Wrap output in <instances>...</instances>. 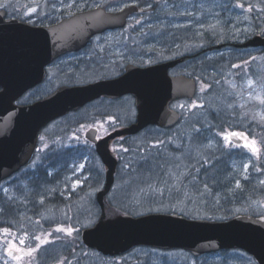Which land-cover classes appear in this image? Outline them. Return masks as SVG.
Listing matches in <instances>:
<instances>
[{
	"label": "rangeland",
	"instance_id": "374dc122",
	"mask_svg": "<svg viewBox=\"0 0 264 264\" xmlns=\"http://www.w3.org/2000/svg\"><path fill=\"white\" fill-rule=\"evenodd\" d=\"M22 1L34 3L35 12L40 11L39 17L47 21L62 19L89 6L102 5L111 11L129 4L142 6V12L130 17L129 24L136 29L132 34L138 37L135 42H130V46L134 44L135 47L129 59L150 62L154 55L143 52V48H155L165 55V49L172 43L179 54L199 52L192 63V60L184 62L177 70L198 75L195 105L228 112L224 119H228L225 124L231 128L224 129L223 124L212 130L203 125L206 126L203 131L190 134L182 123V127L174 131L150 128L135 138L132 145L138 146L136 155L141 159L135 161L129 171L121 166L117 181L107 194L113 205L124 211L132 210L135 215L156 209L186 211L196 216H230L238 212L264 214V183H261L264 181V121L257 116L258 113L264 114V103L254 99L257 93L264 98V49L231 45L208 49V42L216 45L223 41L239 42L255 33L264 35V0H162L159 3L153 0ZM115 50L119 55L122 53ZM123 60L118 56L111 60L109 66L97 67L96 71L64 74L61 79L87 80L103 71L111 74L119 70ZM245 61L251 63V71H244ZM233 65L240 67H235V70ZM211 78H218L221 84L212 86ZM50 80L53 81L52 78ZM249 80L253 81L252 85L248 84ZM129 103L124 99L113 107L125 112ZM185 103L178 101L173 103V107L182 112ZM89 109L100 110L103 106L91 105ZM86 113L84 111L81 115ZM64 122L52 123L44 131L46 138L50 136L51 146L61 144L59 138L67 127H64ZM229 129L230 132H247L251 140H256L259 153L253 154L250 149L226 144L224 136L228 135ZM56 157L59 156H52L53 159ZM74 159L62 161L68 169L62 176H53L59 165L47 171H38L32 165L28 172L22 173L23 178L25 173H31L30 180L20 182L16 179L0 188V212L3 206L7 209L6 214L0 215V264H15L7 256L9 248L5 247L7 244L19 245L24 237L21 224H26V220L32 222V219L37 235L31 233L29 236H33V241H26L25 247L36 248V245L32 247L35 238H46L49 243L34 252V255L39 254L44 264H254L247 256L234 250L194 257L180 249L162 251L137 247L113 257L91 250L74 254L72 251L70 254L73 256L68 257L67 250L74 249L72 237L81 227L92 224L99 215V208L91 195L102 186L101 160L97 156L83 154L78 160ZM201 160L208 163L197 168L194 174L192 169ZM84 163L88 168L98 165L99 181L95 184L90 183L89 174L83 176L84 167L80 166ZM83 177L88 178L87 181ZM47 227H53L54 231H46ZM58 227L71 228V235L57 231ZM4 229L8 231L4 232ZM37 229L42 230L36 232Z\"/></svg>",
	"mask_w": 264,
	"mask_h": 264
},
{
	"label": "water",
	"instance_id": "95a60500",
	"mask_svg": "<svg viewBox=\"0 0 264 264\" xmlns=\"http://www.w3.org/2000/svg\"><path fill=\"white\" fill-rule=\"evenodd\" d=\"M159 3L162 0H153ZM137 4L117 11L103 6L78 11L57 23L34 28L35 59H42L35 69L34 80L17 87L4 86L0 92V181L28 163L37 145L40 130L54 119L74 111L99 96L117 98L131 94L135 99L136 121L115 129L100 139L92 130L98 156L105 167L104 184L96 193L100 216L91 226L81 229L83 245L104 256L123 254L137 246L162 250L183 249L193 256L219 250L241 249L257 264H264V215L237 213L223 220L189 218L176 212H148L132 215L119 212L107 216L105 196L115 181L118 157L109 148L116 137L133 135L149 125L171 128L181 119L179 110L170 104L181 98L192 99L197 81L185 74L170 75L169 69L183 59L178 57L155 65L140 67L128 64L122 75L98 79L83 85H62L47 96L27 105L14 104L17 96L29 85L41 81L43 66L66 51L79 49L97 32L123 26L133 14L142 12ZM224 44L216 45V48ZM235 47L264 48V36L253 34ZM232 141L242 143L240 136ZM13 254V253H11Z\"/></svg>",
	"mask_w": 264,
	"mask_h": 264
},
{
	"label": "flooded vegetation",
	"instance_id": "af4514ba",
	"mask_svg": "<svg viewBox=\"0 0 264 264\" xmlns=\"http://www.w3.org/2000/svg\"><path fill=\"white\" fill-rule=\"evenodd\" d=\"M0 92L3 91L4 86L15 85L20 87L25 83H28L29 80L32 78L34 80V73L35 69L39 68L42 63V59L38 60L34 58L35 49L36 47L44 48V44H35V35H34V28L41 27V26H48L54 23H57L59 20L54 21H47L44 18H41L40 11L36 12H29V8H34V3L32 2H25L20 0H0ZM102 6V5H98ZM97 6L93 7H85L78 11H84L88 9H92ZM108 9L106 6H103ZM40 10V9H39ZM109 10V9H108ZM117 11V10H116ZM77 12V11H76ZM130 18L126 20L125 24L120 27L106 29L101 32H97L92 35L87 43L80 47L79 49L66 51L61 53L60 55L56 56L54 59L46 63L42 68L44 71V75L38 83L34 85H29L24 91H22L17 98L14 100V104L17 105H27L31 104L48 94L54 91L56 88L62 85H83L89 82H93L98 79H107V78H114L122 75L125 71V68L128 64H134L140 67H146L150 65H155L157 63L175 59L178 57H182V61L175 65L174 67L169 69L170 75H178V74H186L190 75V71H178L180 65L184 62L192 60L195 58V54L191 52H181L178 53V49L174 44L169 45L165 49V55H163L160 50L156 51L155 48H143L142 51L148 53V55H154V59L150 62H136L129 59V55L134 49L135 45L132 44L130 46V42L134 41L138 35L132 34L136 29H133L130 26ZM119 50L122 53L119 55L118 52L115 50ZM122 57L124 60L121 62V67L117 71H113L110 74L103 71L98 75H92L91 79H74V78H64L61 79L62 75L64 74H71L76 73L82 70H92L95 68H103L106 65L109 66L111 64V60L115 57ZM94 73V72H93ZM53 79L51 82L50 79ZM197 81V88L199 86V81ZM53 88V89H52ZM124 99L129 100V109L127 111L122 112L118 108H114V104L124 101ZM181 100L173 101L170 106L174 109L173 103ZM100 104L103 106V109L100 110H91V105H98ZM132 107V110H130ZM117 109V110H116ZM86 111V115H81L82 112ZM136 106H135V99L131 94H124L117 98H110L106 96H99L96 99L86 103L82 107L77 110L70 111L63 116L56 118L54 121L50 122L46 127L40 130L37 145L34 149V152L25 165H23L18 171L10 175L9 177L0 181V188L2 186H6V184H10L12 181L18 179L20 182L25 180H30V176L32 174L25 173V178H23V172L29 171V168L32 165L36 166L38 171L56 167L59 165V169L56 170L55 175L62 176L68 169L64 167V163L62 161H73V157L69 158L68 156L77 155L74 157V161L78 160L81 155L83 154H91L95 155L99 158L96 145L94 140L90 139L87 136V132L92 130L94 133L95 139H100L109 134L110 132L114 131L115 129L129 125L136 121ZM111 117L112 119H109ZM65 130H62V135L59 140L61 144H54L55 146H51L50 144V136L45 137L44 131L52 123H57L64 121ZM75 127V125H77ZM178 124L171 128H162L159 126L149 125L146 128L142 129L138 133L133 135H125L116 137L109 141V148L111 151L115 152L118 157V164L117 170L115 174V181H117V176L120 172L121 166H124V170H131L132 164L140 160L141 157L136 155L138 151V146H133L132 141L137 138L140 134L150 128L157 129L158 131H174ZM224 129L231 128L229 124L224 125ZM228 131V136L231 140V145L240 146L245 143V137L248 138L250 141L251 138L247 135V132H240L242 134L240 137L243 140L242 143H236L232 141L231 134L237 132H230ZM51 138H54L52 136ZM52 156H59L56 159H53ZM100 159V158H99ZM101 160V159H100ZM62 162V163H61ZM82 168L83 176L85 174L90 175V180L92 184H95L99 177L98 165H94L91 168L85 166ZM142 165V164H141ZM101 181L104 183L105 178V167L101 161ZM22 175L20 178H17L18 175ZM82 174H80V177ZM85 181L88 178L83 177ZM58 181V179H57ZM2 190V189H0ZM56 191V190H55ZM74 192V191H73ZM56 193V192H55ZM75 193V192H74ZM96 193L91 195V199L93 202H96ZM57 194V193H56ZM6 206H3V210L0 212V215L6 214ZM95 211L93 210V213ZM26 224L22 223L23 235L22 238L24 243H20L15 248H10V245L7 244L5 248H9L7 252V256L10 257L15 264H44L42 258H40L39 254L34 255L32 253L31 256L26 255L29 248L25 247V242H32L33 236L30 237L31 233L36 234L32 222L29 220L25 221ZM42 229H37L36 232ZM46 231H54L53 227L45 228ZM34 231V232H33ZM80 232L81 229H78ZM32 234V235H33ZM33 247V245H32ZM16 248L21 249V251H16ZM31 249V248H30ZM234 250L240 252L241 254L247 256L254 264H257L253 257L240 249H228L222 250V252ZM13 254H9V253ZM21 257V259H15L14 257ZM201 256V255H200ZM27 257V258H25ZM30 257V258H28ZM199 257V256H198Z\"/></svg>",
	"mask_w": 264,
	"mask_h": 264
},
{
	"label": "trees",
	"instance_id": "16d2710c",
	"mask_svg": "<svg viewBox=\"0 0 264 264\" xmlns=\"http://www.w3.org/2000/svg\"><path fill=\"white\" fill-rule=\"evenodd\" d=\"M234 42L235 41H223V43H225L226 45H228V44L230 45V44H232ZM212 43L213 42H208V46L213 47L214 44H212ZM198 53L199 52H197L196 55ZM251 70H252V65H251V63L247 62L245 64L244 71L248 72V71H251ZM189 74L192 75V76H196V77L198 76V75L195 74V72H191ZM214 79L211 78V85L212 86L217 87L218 85L221 84V82H220V80L218 78H216V80H214ZM194 100H184L183 101V102H186V103H185V105H184V107L182 109V119L179 122V124L177 125V127L175 128V130H177L180 127H182L181 124L183 123V128L185 127V129H187L190 134H196L198 131L199 132L203 131V128L206 127V126H203V125H208V127H210L212 130H216L220 125H223V124H225V122L228 121V119H224V115H226V113H228L227 111L223 112L221 110V108L206 107V106H204L202 104H199V105L193 107ZM203 114L206 115V119H204L205 115H203ZM53 146H55V145H53ZM73 156L76 157L77 155H73ZM205 165H206V163H204V160H201L200 163H198L197 165L195 164V166L192 169L193 170L192 172L195 174L194 171L197 168L205 167ZM221 165L222 164H220V166ZM184 182H186V181H184ZM154 209H156V208H154ZM121 211H124V210H121L117 206L113 205L111 201H109V200L106 201V213H107L108 216L117 214L118 212H121ZM152 211H163V212H165V210H160V209H156V210H152ZM126 212L132 213L133 211L129 210V211H126ZM167 212L179 213L178 211H167ZM181 214H183L184 216L189 217V218L202 217V218L216 219V220L225 219V218H228V217L233 215V214H230V216L229 215L228 216H220V215L216 214V215L210 216V214H209V215L196 216V215L189 214L186 211L182 212ZM67 239H69V238H67ZM37 242H38V240L35 239V242L32 245L33 246L37 245ZM71 243H72V246L74 247V249H72L71 251H70V249L67 250L66 255L68 257L73 256L74 253H78V252L87 250L82 245V242H81L80 237H79V233H76V235H74L72 237ZM71 252L73 253L72 255L70 254Z\"/></svg>",
	"mask_w": 264,
	"mask_h": 264
},
{
	"label": "snow or ice",
	"instance_id": "6c2138e0",
	"mask_svg": "<svg viewBox=\"0 0 264 264\" xmlns=\"http://www.w3.org/2000/svg\"><path fill=\"white\" fill-rule=\"evenodd\" d=\"M0 6H2V5H0ZM237 6L240 7L242 5H237ZM249 10H251V9H249ZM28 11L29 12H35L36 11V8H29ZM137 23H139V21H137ZM253 59H255V58H253ZM244 63L246 64L247 61H245ZM232 67H234V68L235 67H240V65H233ZM248 84L249 85H252L253 84V81L252 80H249L248 81ZM205 87H207V86H205ZM254 99L260 100L261 103H264V98H262V96L259 93H257V95L254 97ZM195 106H197V105L194 104L193 107H195ZM181 107H183V105H181ZM257 116L259 117V119L261 121H264V114L258 113ZM109 119H112V118L109 117ZM231 135L232 136H241L242 134H240V133H232ZM224 138H225L226 144H230L231 143L230 137L227 134H225ZM242 146L244 148L250 149L253 154H258L259 151H260V149L257 147V142H256L255 139H252V140L249 141L248 138L245 137V143ZM205 163H208V161H205ZM80 167L82 168L83 165H81ZM244 168L247 169L248 168V165L245 164L244 165ZM179 178H180L179 176L176 177L177 180H179ZM193 179H195V178H193ZM76 183H79V181H77ZM261 183H264V181H261ZM237 187H239V181H237ZM207 188H208V186L205 185V190H207ZM56 230L57 231H65L68 235H71V233H72V229L71 228L64 229V228L58 227ZM3 231L4 232H7L8 230L7 229H4ZM35 239L38 240L39 243L36 245V248L28 249L26 255L31 256L32 253H34L36 251V249L40 248L43 244L49 243V241L46 238L45 239H41L40 237H36ZM20 243H24V241L21 240ZM15 247H16L15 245L10 244V248H15ZM16 251H21V249L16 248ZM9 254H11V252ZM14 258L15 259H18V260L21 259V257H19V256L14 257Z\"/></svg>",
	"mask_w": 264,
	"mask_h": 264
}]
</instances>
